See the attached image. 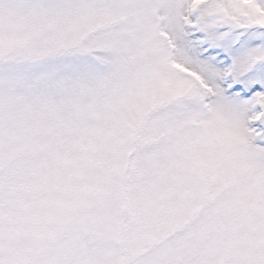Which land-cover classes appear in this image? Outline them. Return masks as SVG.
I'll return each instance as SVG.
<instances>
[{
  "label": "snow or ice",
  "instance_id": "6c2138e0",
  "mask_svg": "<svg viewBox=\"0 0 264 264\" xmlns=\"http://www.w3.org/2000/svg\"><path fill=\"white\" fill-rule=\"evenodd\" d=\"M0 264H264V0H0Z\"/></svg>",
  "mask_w": 264,
  "mask_h": 264
}]
</instances>
